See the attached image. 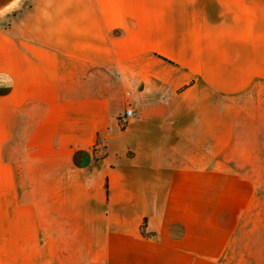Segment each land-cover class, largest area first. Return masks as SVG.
Listing matches in <instances>:
<instances>
[{
  "label": "crops",
  "instance_id": "crops-1",
  "mask_svg": "<svg viewBox=\"0 0 264 264\" xmlns=\"http://www.w3.org/2000/svg\"><path fill=\"white\" fill-rule=\"evenodd\" d=\"M22 1L0 0V264H231L264 0Z\"/></svg>",
  "mask_w": 264,
  "mask_h": 264
},
{
  "label": "rangeland",
  "instance_id": "rangeland-1",
  "mask_svg": "<svg viewBox=\"0 0 264 264\" xmlns=\"http://www.w3.org/2000/svg\"><path fill=\"white\" fill-rule=\"evenodd\" d=\"M33 1L23 0L14 15H21L30 9ZM259 143L261 146L256 152L261 162L247 165L245 169L256 173L257 195L253 209L242 217L234 233L227 257L231 264H264V140Z\"/></svg>",
  "mask_w": 264,
  "mask_h": 264
},
{
  "label": "built area",
  "instance_id": "built-area-1",
  "mask_svg": "<svg viewBox=\"0 0 264 264\" xmlns=\"http://www.w3.org/2000/svg\"><path fill=\"white\" fill-rule=\"evenodd\" d=\"M137 112L132 107H127L123 114L119 117L121 126H126L135 116Z\"/></svg>",
  "mask_w": 264,
  "mask_h": 264
},
{
  "label": "trees",
  "instance_id": "trees-1",
  "mask_svg": "<svg viewBox=\"0 0 264 264\" xmlns=\"http://www.w3.org/2000/svg\"><path fill=\"white\" fill-rule=\"evenodd\" d=\"M141 232L145 236H152V235H154L153 233H147L146 232V230H145V224L142 226Z\"/></svg>",
  "mask_w": 264,
  "mask_h": 264
}]
</instances>
